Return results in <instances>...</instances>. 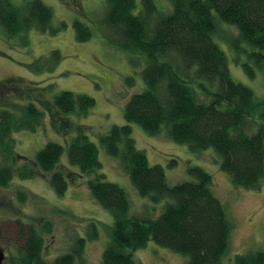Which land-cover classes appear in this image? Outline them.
I'll list each match as a JSON object with an SVG mask.
<instances>
[{"label":"trees","instance_id":"16d2710c","mask_svg":"<svg viewBox=\"0 0 264 264\" xmlns=\"http://www.w3.org/2000/svg\"><path fill=\"white\" fill-rule=\"evenodd\" d=\"M104 1L101 23L114 34L111 43L118 49L143 54L146 66L141 71L144 89L124 106L125 124L113 126L100 142L105 153L117 160L138 195L154 204L163 199L169 202L155 219L129 216L125 190L98 173L102 168L98 149L88 139L87 127L75 126L72 121L59 126L60 130L76 131L66 148L47 142L33 161L19 165L23 158L15 153L12 135L34 133L44 119V111L32 102L13 103L12 110L0 109V187L7 188L14 178L32 179L40 172L48 174L54 193L64 196L73 179V173L59 167L65 151L69 164L88 176L91 197L113 218L101 264H136L133 254L149 241L185 257L183 264H221L232 227L210 189L211 175L193 166L188 169L189 180L169 186L163 168L150 166L144 152L135 147L130 124L149 136L162 133L175 143L186 144L192 153L212 149L219 157L220 170L234 187L260 189L264 181V99H256L251 89L232 79L226 56L213 36L219 34L223 23L237 31V36L230 39L233 47L244 42L264 50V0H167V13L159 12L153 0H141L140 10L135 0ZM52 16L51 8L41 0L19 4L0 0V27L8 39L21 35L24 39L30 30L57 33L59 29L51 27ZM73 28L79 42L92 36L89 27L79 21L73 23ZM254 56L260 66L264 55L258 52ZM60 59L59 51H51L37 60L39 66H34V71L51 72ZM243 69L249 77L254 76L247 65ZM124 82L128 87L134 84L131 77ZM18 83H1L0 93L9 94ZM32 91L36 88L25 87L19 97L30 100ZM40 102L54 122L60 114H74L80 119L95 105L91 97L68 91L55 94L52 101ZM255 117L259 127L247 134L246 121ZM18 198L22 202L26 195L19 192ZM89 229L92 232L79 238L74 249L48 261L42 250L44 235L52 233V223L43 220L37 226L19 222L14 233L16 241L2 264L4 260L5 264H76L85 243L98 238L94 223ZM232 264H264V252L235 255Z\"/></svg>","mask_w":264,"mask_h":264},{"label":"rangeland","instance_id":"374dc122","mask_svg":"<svg viewBox=\"0 0 264 264\" xmlns=\"http://www.w3.org/2000/svg\"><path fill=\"white\" fill-rule=\"evenodd\" d=\"M11 1L19 4L24 0ZM41 1L51 8V27L59 29L57 33L30 30L24 39L22 35L8 39L0 27V84L8 80L20 81L15 85L17 88L9 90V94L8 91L0 93V109L12 110L13 103L24 105L32 102L44 111V119L36 132L12 135L16 144L15 153L23 158L18 164L33 161L35 154L47 142L66 148L76 131L60 130L61 122L72 121L75 126H85L88 139L98 149V160L102 166L98 173H103L106 181L125 190L129 216L157 218L169 200L163 199L154 204L149 198L138 195L117 160L105 153L100 142V138L107 135L113 126L125 124L123 109L126 102L144 89L141 71L146 63L143 54L118 49L111 43L115 36L101 23L105 12L104 0ZM153 1L159 12L167 13L170 9L167 0ZM135 3L140 10L141 0H135ZM75 21L91 30L92 36L88 41L76 40ZM231 27L222 23L213 41L225 54L232 79L251 89L256 99H264V60L259 66L254 56L258 52L264 55V50L259 51L244 42L233 47L230 39L237 36V31ZM54 50L61 55L54 70L34 71V66H39L37 60L47 57ZM245 65L253 71V77L246 74ZM127 77L134 80L131 87L125 85ZM25 87L36 88L30 100L19 97ZM61 91L87 95L95 105L80 119L74 114H60L54 122L40 100L52 101L53 96ZM246 123L248 126L244 131L253 134L260 121L255 117L249 118ZM130 127L135 147L144 152L150 166L160 165L163 168L169 186L189 180L188 169L193 166L201 167L211 175L210 189L222 204L232 227L229 248L221 264H232L235 255L248 251L264 252V181L258 190L234 187L228 175L220 170L219 157L212 149L192 153L186 144L175 143L162 133L149 136L137 125L130 124ZM58 163L60 168L73 173V179L62 197H58L49 186L48 174L40 172L32 179L14 178L7 188L0 187V254L3 258L7 257L16 241L14 233L19 222L38 226L40 221L49 220L53 230L50 235H44L42 255L46 260L51 261L74 249L79 238L92 232L89 227L94 223L98 238L85 243L82 258L76 264H101L102 253L110 242L112 215L91 197L87 188L88 176L69 164L65 151ZM19 192L26 195L22 202L18 198ZM133 260L136 264H183L186 259L149 241L145 248L133 254Z\"/></svg>","mask_w":264,"mask_h":264},{"label":"water","instance_id":"95a60500","mask_svg":"<svg viewBox=\"0 0 264 264\" xmlns=\"http://www.w3.org/2000/svg\"><path fill=\"white\" fill-rule=\"evenodd\" d=\"M2 261H3V257H2V255L0 254V264L2 263Z\"/></svg>","mask_w":264,"mask_h":264}]
</instances>
